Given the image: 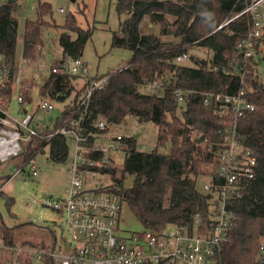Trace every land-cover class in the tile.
I'll return each instance as SVG.
<instances>
[{
    "label": "trees",
    "instance_id": "16d2710c",
    "mask_svg": "<svg viewBox=\"0 0 264 264\" xmlns=\"http://www.w3.org/2000/svg\"><path fill=\"white\" fill-rule=\"evenodd\" d=\"M251 1L116 0L118 13L126 18L120 29L113 33L111 45L129 49L132 57L121 70L93 73L90 80L108 78L104 87L96 89L90 97V115L84 120L85 126L94 132L97 131L94 123L100 117L115 127L126 123L130 116L139 123L156 124L158 132L153 150H136L137 137L128 135L120 145L126 150L122 168L111 163L82 167L109 174L112 182L108 190L126 199L144 227L160 229L169 223L190 224L198 213L208 210L207 196L197 186V179L204 173L216 175L218 166L216 145L211 142L220 139L217 130L223 116L219 112L220 103L204 105V93H235L245 79L255 110L241 118L239 129L242 140L257 157L256 177L247 183L241 199L235 204L238 220L222 251L221 264H258L256 260L262 253L260 247L264 239V83L258 76L264 65V49H261L264 33L249 60L243 58L237 47L238 41L253 28L250 14H239ZM12 2L7 0L0 4V54L15 71L19 21L14 15L16 5ZM37 10L39 18L25 23L21 52L24 58H39L43 46V17L52 13V5L49 1L39 0ZM234 16L229 23L223 24ZM146 17L151 23L160 24L161 36L172 34L180 40L164 41L161 36L143 34L140 26ZM77 21L76 13L70 12L65 24L58 25V28H65L59 36L65 58H80L93 34L90 26L79 29ZM220 25L223 26L218 28ZM73 30L77 32L76 36L71 34ZM193 45L210 49L214 54L209 60L196 59L195 67L175 62L177 56L189 54ZM65 58L57 66H65ZM155 80H158L159 88L143 91ZM76 81H81L79 89ZM88 83L64 70L49 74L39 86V94L52 101H66L64 110L52 129L47 127L41 131L44 136L24 142L23 151L14 156L22 158L18 166L35 158L36 153L42 152L47 145L50 158L55 161L67 159L70 137L54 134L48 138L47 135L64 120L78 115L80 95ZM178 90L184 93L182 102L176 95ZM189 90L192 92H187ZM72 93H75L73 97ZM167 141H170L171 150L168 153L159 151L158 147ZM92 143L93 140H89L87 145ZM103 156L101 151H90L86 158L102 160ZM128 175H133V183L125 187ZM12 203L13 199L9 198V206ZM0 227L7 241L4 230L9 229L1 222V215ZM23 242L34 245L26 239ZM36 264L53 262L43 255Z\"/></svg>",
    "mask_w": 264,
    "mask_h": 264
},
{
    "label": "built area",
    "instance_id": "2783aa9c",
    "mask_svg": "<svg viewBox=\"0 0 264 264\" xmlns=\"http://www.w3.org/2000/svg\"><path fill=\"white\" fill-rule=\"evenodd\" d=\"M246 12L252 18L253 28L238 41L237 47L243 58L249 60L254 56L259 38L264 33V0H252L239 14ZM188 59L189 54L184 53L177 56L175 62L186 64ZM6 61V57L0 54V162L18 156L23 151V142L42 136L43 129H38L40 122L35 120V115L55 107L49 98L40 96L34 110L30 111V92L27 95L20 93L16 97L17 111L10 113L11 101H6V96L8 91L12 93L14 77L17 81L18 76L14 75V70ZM63 70L89 82L81 92L76 109L78 115L71 116L47 136L66 135L76 143V157L67 194L45 200L46 205L64 214L71 235L70 250L64 251L63 244H59L55 238L46 252L38 253L40 260L47 255L53 264H221L222 251L230 241L231 229L238 220L235 204L241 199L247 183L256 177L257 157L242 140L239 129L241 118L255 110L245 79H242L235 93H204V105L220 103L219 112L223 116L217 130L220 139L211 142L216 145L217 174L211 175L202 188L207 196L208 210L198 213L190 224L169 223L160 229L143 227L141 230H128L121 224L122 204L127 202L126 199L109 191L111 184L102 182L99 186L85 187L84 173L99 170L81 166L85 162L89 166H101L102 160L88 159L84 154L90 151L105 154L110 149L118 148L115 142L121 145L123 138L128 136L119 130L121 126L116 128L103 117L94 123L96 132L84 124L85 118L90 115V97L96 89L104 87L108 77L90 80L93 71L81 58L70 59L69 64L61 68L53 66L50 73ZM258 76L264 83V65ZM147 86L149 91L160 87L158 80ZM187 92L191 93L192 90ZM176 95L180 102L184 100L182 91H176ZM102 138L109 139L111 143L103 145L100 142ZM89 140H93V147L87 145ZM79 156L85 159L79 160ZM26 165L31 166L33 175L38 174L37 162L32 158L19 166L13 175ZM260 248L262 253L257 257L258 264L264 262V239Z\"/></svg>",
    "mask_w": 264,
    "mask_h": 264
},
{
    "label": "rangeland",
    "instance_id": "374dc122",
    "mask_svg": "<svg viewBox=\"0 0 264 264\" xmlns=\"http://www.w3.org/2000/svg\"><path fill=\"white\" fill-rule=\"evenodd\" d=\"M7 0H0V4ZM49 1L52 5V13L44 16L42 27L43 46L40 56L37 59L24 58L22 55L23 33L27 20H37L39 18L37 6L39 0H13L16 5L14 15L18 18V38H17V65L14 75L18 76L13 83V91L7 95V100L11 101L10 113L17 111L18 104L16 97L28 92L31 104L29 110L33 111L35 104L40 98L39 86L49 76L51 68L59 65V61L64 59L63 49L59 42V36L63 29L58 28L65 24L70 12L76 13L78 18L77 26L79 29L93 28V34L87 41L81 60L89 65L93 73L104 74L116 72L127 66L132 57L129 49L112 47L113 33L118 31L124 15L117 11L116 0H41ZM63 9V12L61 11ZM68 28V27H67ZM140 31L143 34L160 35V24L151 23L146 17L141 23ZM76 36V30L71 31ZM164 41L178 42L179 37L169 34L161 36ZM214 52L200 45H193L189 51L187 66L195 67L196 59L209 60ZM194 57V58H192ZM69 58H65L64 65H68ZM59 67V66H58ZM108 77V76H107ZM78 89L81 81L75 82ZM36 85L31 88V85ZM31 88V89H30ZM26 91V92H24ZM149 91V87L143 88ZM75 93H72V97ZM51 100V99H50ZM52 101V100H51ZM55 105L50 111L36 113L35 120L40 122L39 130L46 127L53 128L57 118L62 114L66 101H52ZM66 121V120H64ZM63 121V122H64ZM117 128V127H116ZM45 130V129H44ZM43 130V131H44ZM111 130H116L112 128ZM121 130L125 135L139 133L137 137L136 150L151 151L156 147L157 125L153 122L139 123L134 117H127L126 123L121 125ZM54 131H51L52 133ZM42 136H44L42 134ZM48 136V135H47ZM49 138V137H48ZM107 146L111 141L107 138L100 140ZM108 150L102 161L101 166L111 163L117 168H122L126 157V150L120 147ZM24 144V142H23ZM69 153L64 161H55L50 158V147L47 145L42 152H37L35 160L37 162V175L32 174L29 165L16 172L18 165L21 164V157H11L0 162V215L1 222L9 229L4 230L7 241L4 239L0 227V264H36L40 262L38 253L46 252L52 246L55 238L59 244H63V250L69 251L71 235L64 214L45 204L46 199H57L64 197L71 183V170L73 161L76 157V143L68 138ZM90 147H93L91 145ZM88 147V150L90 149ZM86 148V147H85ZM159 151L168 153L171 150L170 141L158 147ZM87 151V150H86ZM89 153V152H88ZM88 153L84 156H88ZM85 157L79 156V160ZM87 166V162L82 164ZM81 165V166H82ZM110 165V164H109ZM99 166V167H101ZM86 170V169H85ZM133 175H128L125 180V187H130L133 183ZM211 179L210 175L202 174L197 179V186L202 190L205 182ZM102 182L111 184L112 177L101 172L84 173L85 187L99 186ZM45 195H49L47 198ZM12 198L13 203L9 206L8 199ZM122 225L128 230H141L143 225L140 223L129 204H122ZM28 240L34 245L23 242ZM42 242L45 245H42Z\"/></svg>",
    "mask_w": 264,
    "mask_h": 264
},
{
    "label": "water",
    "instance_id": "95a60500",
    "mask_svg": "<svg viewBox=\"0 0 264 264\" xmlns=\"http://www.w3.org/2000/svg\"><path fill=\"white\" fill-rule=\"evenodd\" d=\"M135 136L138 137V136H139V133H136ZM48 196H49V195H45L46 198H47Z\"/></svg>",
    "mask_w": 264,
    "mask_h": 264
},
{
    "label": "crops",
    "instance_id": "0c3cea01",
    "mask_svg": "<svg viewBox=\"0 0 264 264\" xmlns=\"http://www.w3.org/2000/svg\"><path fill=\"white\" fill-rule=\"evenodd\" d=\"M45 128H46V127H45ZM45 128H43V130H44Z\"/></svg>",
    "mask_w": 264,
    "mask_h": 264
}]
</instances>
